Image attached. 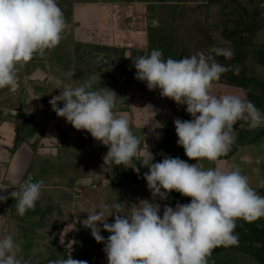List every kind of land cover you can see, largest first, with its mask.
Listing matches in <instances>:
<instances>
[{"label": "clouds", "instance_id": "1", "mask_svg": "<svg viewBox=\"0 0 264 264\" xmlns=\"http://www.w3.org/2000/svg\"><path fill=\"white\" fill-rule=\"evenodd\" d=\"M67 27L57 0H0V89L18 91L20 70L34 56L43 57L46 50L57 47ZM213 53L228 60L233 57L230 49L215 46L209 49V55L201 52L179 60H164L159 49L134 61L126 57L133 62L135 78L148 90L159 89L161 97L186 106L192 119L176 118L174 127L177 145L195 163L168 155L153 162L148 145L147 150L142 148L145 135L133 134L129 120L114 112L117 98L122 103L124 98L106 87L94 89L95 76L77 87L64 86L49 101L58 117L108 148L105 161L136 173L137 163L148 169L143 178L152 200L117 202L116 211L108 216L114 217L112 223L104 210L91 212L84 220L95 241L105 245L107 264H209L214 248L238 244V220L251 223L264 218V196L250 186L241 169L226 171L216 164L231 151L237 122L245 121L250 129L262 127L264 112L239 95L212 94L221 75L233 70L217 62ZM234 74H239L238 68ZM205 160L215 167L205 168ZM16 188L18 191L8 196L0 195V202L12 198L17 214L23 217L35 208L44 182L28 180ZM172 192L190 198V203L178 202L174 208L165 205L161 216V205L154 201L157 197L167 200ZM124 208L129 212L121 215ZM102 231L109 233L106 239ZM21 252L12 235L0 238V264H27L19 258ZM50 264L88 262L73 259L70 251L66 259Z\"/></svg>", "mask_w": 264, "mask_h": 264}, {"label": "rangeland", "instance_id": "2", "mask_svg": "<svg viewBox=\"0 0 264 264\" xmlns=\"http://www.w3.org/2000/svg\"><path fill=\"white\" fill-rule=\"evenodd\" d=\"M88 1L97 0H57L68 25L63 39L54 49L46 50L43 57L34 56L20 70L18 91L0 89V120L10 112H17L25 121L31 119L25 112L24 95L36 84H41L49 74L64 76L76 71L79 85L95 76L94 89L106 87L119 97L128 96L137 100L140 89L147 86L135 78L136 69L132 60L155 49L162 50L164 60H179L201 52L209 55L213 46L233 52L230 60L212 54L217 62L229 65L233 70L221 75L212 94L239 95L264 112V0H140L148 2L150 7L151 46L147 51L134 53L130 56L132 60L119 49L74 43L71 34L72 8L76 3ZM105 61L107 64H104ZM236 68L239 69L238 75L234 74ZM150 94L143 108L151 120L144 117L141 121L143 126H149L152 121L158 129L157 146L151 151L153 162H160L164 155H168L195 163L177 145L174 127L176 118L192 119L186 112V106L161 97L159 89L150 91ZM120 104L117 98L114 112L119 110ZM234 127L235 143L228 155L218 162L242 145L259 143L264 150V126L250 129L241 120ZM67 155V158H82L77 165L75 184L66 179L76 176L61 175L66 181H60L57 163L61 161L56 162L43 175L44 188L35 208L21 217L15 205L12 229L9 231L21 245L19 258L27 264H50V261L66 259L70 251L73 259L86 260L88 264H107L103 251L105 245L97 243L91 230L83 224L87 214L104 210L107 218L116 211L114 205L117 202L131 204L143 199L152 200L143 178L148 169L139 163V173L131 168L116 166L112 161L104 160L105 152L92 149L88 142H83ZM252 188L258 195L264 196L263 186ZM154 202L161 205L162 216L165 205L174 208L178 202L190 203V198L172 192L167 200L161 201L157 197ZM128 212V208L120 210L121 215ZM108 222H114V217H108ZM235 233L239 236L238 244L214 248L209 264H264V218L251 223L238 220ZM101 235L106 239L109 233L102 231Z\"/></svg>", "mask_w": 264, "mask_h": 264}, {"label": "crops", "instance_id": "3", "mask_svg": "<svg viewBox=\"0 0 264 264\" xmlns=\"http://www.w3.org/2000/svg\"><path fill=\"white\" fill-rule=\"evenodd\" d=\"M149 8L148 2L140 0L76 3L72 8L71 24L74 43L119 49L124 51L126 57L138 51H147L151 46ZM77 77L76 71L64 76H45L41 84H36L37 87L34 86L24 95L25 112L31 119L25 121L17 112H10L0 120V189H3L0 195L8 196L12 191H18L16 187L28 180H44L46 170L59 161L61 163L57 164L61 174L57 173L58 178L61 175L76 176L66 179L75 184L77 165L82 158L65 156L83 142H88L92 149L107 153L108 148L94 140L88 132L77 131L64 118L58 117L49 103L64 86L77 87ZM138 95L137 100L122 97L124 102L115 113L129 120L133 134L145 135L146 143L142 144V148L147 150L148 145L152 151L157 146V126L152 121L149 126H143L141 121L144 117L150 119L143 108L146 98L151 95L150 90L147 87L140 89ZM58 106L62 107V102ZM216 164L226 171L239 167L248 177L251 187H264V150L259 143L242 145ZM61 178L60 181H66ZM15 205L16 201L12 198L0 202V238L11 235L9 230L12 229Z\"/></svg>", "mask_w": 264, "mask_h": 264}, {"label": "water", "instance_id": "4", "mask_svg": "<svg viewBox=\"0 0 264 264\" xmlns=\"http://www.w3.org/2000/svg\"><path fill=\"white\" fill-rule=\"evenodd\" d=\"M202 163H203V165H204L205 168H209V167L214 168L215 167V165L213 163L208 162L206 160L205 161H202Z\"/></svg>", "mask_w": 264, "mask_h": 264}, {"label": "trees", "instance_id": "5", "mask_svg": "<svg viewBox=\"0 0 264 264\" xmlns=\"http://www.w3.org/2000/svg\"><path fill=\"white\" fill-rule=\"evenodd\" d=\"M126 1H131V0H126Z\"/></svg>", "mask_w": 264, "mask_h": 264}]
</instances>
